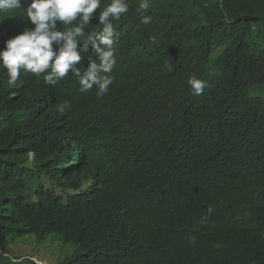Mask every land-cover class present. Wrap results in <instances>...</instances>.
<instances>
[{
    "label": "trees",
    "instance_id": "1",
    "mask_svg": "<svg viewBox=\"0 0 264 264\" xmlns=\"http://www.w3.org/2000/svg\"><path fill=\"white\" fill-rule=\"evenodd\" d=\"M149 3L150 23L131 0L117 22L102 98L0 70V264H36L11 246L48 238L53 264H264V205L225 191L264 188V0ZM26 26L0 19V49Z\"/></svg>",
    "mask_w": 264,
    "mask_h": 264
},
{
    "label": "clouds",
    "instance_id": "2",
    "mask_svg": "<svg viewBox=\"0 0 264 264\" xmlns=\"http://www.w3.org/2000/svg\"><path fill=\"white\" fill-rule=\"evenodd\" d=\"M131 1L138 3L135 11L141 22L150 23L149 0ZM22 4L26 7L22 8ZM128 11L129 0H0V19L22 12L30 24L5 41L0 49V70L6 72L10 86L22 73L43 74V81L49 86L57 85L71 73L81 92L95 87L96 97L102 98L114 82L110 73L117 63V22ZM97 18L100 27L88 30ZM188 84L195 95L203 94L207 86L195 75L188 78ZM70 108L69 101L58 105L60 112ZM225 191L246 212L264 205V188L259 184L242 182L240 194L231 195L227 186Z\"/></svg>",
    "mask_w": 264,
    "mask_h": 264
},
{
    "label": "rangeland",
    "instance_id": "3",
    "mask_svg": "<svg viewBox=\"0 0 264 264\" xmlns=\"http://www.w3.org/2000/svg\"><path fill=\"white\" fill-rule=\"evenodd\" d=\"M260 97L264 99V90ZM53 240L52 238L44 239L38 245L34 239L24 242L18 241L11 246L12 252L10 254L24 259L30 258L43 264H53L63 257L59 253V243L57 242L54 245L52 244Z\"/></svg>",
    "mask_w": 264,
    "mask_h": 264
}]
</instances>
